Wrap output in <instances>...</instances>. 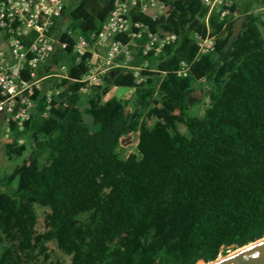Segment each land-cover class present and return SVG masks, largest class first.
I'll list each match as a JSON object with an SVG mask.
<instances>
[{
    "label": "trees",
    "instance_id": "obj_1",
    "mask_svg": "<svg viewBox=\"0 0 264 264\" xmlns=\"http://www.w3.org/2000/svg\"><path fill=\"white\" fill-rule=\"evenodd\" d=\"M162 1L157 20L130 11L148 32L177 36L147 56L140 48L147 32L135 39L131 63L156 66L157 85L156 71H142L146 78L136 84L132 70L114 68L103 85L81 94L86 67L62 33L68 45L56 47L46 66L66 64L67 77L54 81L58 92L46 115L37 91L36 113L0 143L8 159L22 157L0 174V264H63L51 258L48 242L69 258L65 264H197L264 236V19L245 9L235 33L233 19L217 11L206 23L200 0ZM113 2L67 0L62 15L73 32L87 35ZM195 33L213 38V49L198 57ZM181 60L190 63L185 77L176 73ZM112 86H134L132 97L104 98ZM197 89L208 98L201 115L188 102ZM132 132L134 152L123 156ZM37 204L49 206L42 231Z\"/></svg>",
    "mask_w": 264,
    "mask_h": 264
},
{
    "label": "built area",
    "instance_id": "obj_2",
    "mask_svg": "<svg viewBox=\"0 0 264 264\" xmlns=\"http://www.w3.org/2000/svg\"><path fill=\"white\" fill-rule=\"evenodd\" d=\"M200 1L207 7L206 23L212 11H217L221 20L233 19L234 11L228 8L231 2ZM66 3L67 0H0L2 139L10 136L13 127L22 130L25 122L36 113L34 96L37 91L42 92L45 103L42 115H46L58 90L54 86H46L45 82L60 81L67 77L66 64L50 68L46 66L56 47L65 48L68 45L66 40L61 39L62 33L72 37L71 51L75 61L83 62L86 67L78 79L81 94L89 93L94 86L103 85L105 74L114 68L132 70L136 84L144 81L146 75L142 71H151L149 62L145 59L137 65L131 63L135 39L141 38L143 32H147L140 44L143 56L150 52L158 55L166 44L175 41L177 37L174 33L148 32L143 23L131 19L130 11L136 9L152 20H157L165 10L162 0H114L101 27L87 35L75 33L69 27V18L62 15ZM256 14L264 19V5ZM118 34H126L127 41L116 39ZM193 38L198 48L196 57L213 49L212 37L195 33ZM189 67V62L181 60L177 75L185 77ZM131 89L134 90V86ZM127 139L124 146L131 143L130 136L123 142ZM132 152L133 149H127L123 156Z\"/></svg>",
    "mask_w": 264,
    "mask_h": 264
},
{
    "label": "rangeland",
    "instance_id": "obj_3",
    "mask_svg": "<svg viewBox=\"0 0 264 264\" xmlns=\"http://www.w3.org/2000/svg\"><path fill=\"white\" fill-rule=\"evenodd\" d=\"M226 1L236 4V9L234 10V15H233L234 32L235 33L238 32V30L240 29L241 18L243 15L242 11L247 9V11L259 13L260 7L262 6V4L259 3V0H226ZM235 11H236V14H235ZM150 68H151V71H156V75L154 77V80H155L154 82L157 85L159 83V80H160L159 72L157 71V68L154 65H152ZM45 85L48 87H53L54 82L47 80L45 82ZM121 89L125 92L122 96L123 99L129 100L132 97V92L127 91L126 88H121ZM188 102H189L190 111L194 114L201 115L205 106L208 103V98L205 95V89H197L196 91L191 93V95L189 96ZM87 108H88V104L86 102H83L80 105V111L82 113V116H83L86 124H87L88 130L90 132H93L94 131L93 118L88 113ZM126 109L128 111H131L133 109L131 103L127 104ZM155 119L156 118L147 120V124L149 126H151L154 123ZM178 129L184 134L188 133L186 127L182 123L178 124ZM1 133H2V126L0 123V143L3 140L1 138ZM137 135H138V132L130 133L129 136H130L131 143L128 146L122 147V149H121L122 155H124L126 153L127 149H133V150L135 149V146H136L135 143L137 141ZM21 158L22 157H15L13 159H8L7 156L4 154V151L0 145V174H3V173L10 174L12 172L14 166L18 162L21 161ZM36 210H37V216H38L36 229L38 231H42L44 229V226H45L44 216L49 211V206L44 205V204H37ZM47 246H48V252H49L51 258L58 259L63 264L68 262L69 258L60 249H58L56 247L54 242H48ZM235 249H237V248L229 249L226 254L233 252ZM226 254H221V255H219V257H222ZM200 262H198V263L202 264Z\"/></svg>",
    "mask_w": 264,
    "mask_h": 264
},
{
    "label": "water",
    "instance_id": "obj_4",
    "mask_svg": "<svg viewBox=\"0 0 264 264\" xmlns=\"http://www.w3.org/2000/svg\"><path fill=\"white\" fill-rule=\"evenodd\" d=\"M128 140V139H127ZM125 143V141L123 142ZM236 251V252H234ZM203 264H264V236Z\"/></svg>",
    "mask_w": 264,
    "mask_h": 264
},
{
    "label": "crops",
    "instance_id": "obj_5",
    "mask_svg": "<svg viewBox=\"0 0 264 264\" xmlns=\"http://www.w3.org/2000/svg\"><path fill=\"white\" fill-rule=\"evenodd\" d=\"M121 88H126L127 89V91H129V92H132V94H133V92H134V90H132L131 89V87H117V88H112V87H110L109 89H108V91L105 93V95H104V98H108V97H110V96H112V95H114V96H117L118 98H121V99H123V94L125 93ZM0 123H1V126H2V114H0ZM128 142V140H125V143H127ZM124 146V145H123ZM122 146V147H123Z\"/></svg>",
    "mask_w": 264,
    "mask_h": 264
},
{
    "label": "bare ground",
    "instance_id": "obj_6",
    "mask_svg": "<svg viewBox=\"0 0 264 264\" xmlns=\"http://www.w3.org/2000/svg\"><path fill=\"white\" fill-rule=\"evenodd\" d=\"M234 252H236V251H234ZM232 253V252H231ZM203 264V263H202Z\"/></svg>",
    "mask_w": 264,
    "mask_h": 264
}]
</instances>
